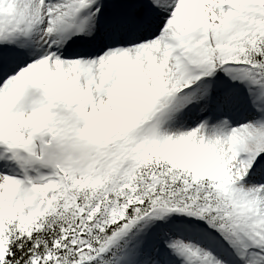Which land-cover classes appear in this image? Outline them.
<instances>
[{
    "label": "snow or ice",
    "instance_id": "1",
    "mask_svg": "<svg viewBox=\"0 0 264 264\" xmlns=\"http://www.w3.org/2000/svg\"><path fill=\"white\" fill-rule=\"evenodd\" d=\"M0 264H264V0H0Z\"/></svg>",
    "mask_w": 264,
    "mask_h": 264
}]
</instances>
